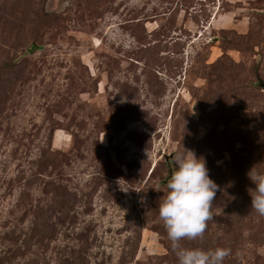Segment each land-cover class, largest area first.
<instances>
[{
  "label": "rangeland",
  "instance_id": "rangeland-1",
  "mask_svg": "<svg viewBox=\"0 0 264 264\" xmlns=\"http://www.w3.org/2000/svg\"><path fill=\"white\" fill-rule=\"evenodd\" d=\"M185 150L219 190L180 243L264 264V0H0V264H177Z\"/></svg>",
  "mask_w": 264,
  "mask_h": 264
},
{
  "label": "clouds",
  "instance_id": "clouds-1",
  "mask_svg": "<svg viewBox=\"0 0 264 264\" xmlns=\"http://www.w3.org/2000/svg\"><path fill=\"white\" fill-rule=\"evenodd\" d=\"M173 170L166 184V193L158 206L177 264H223L230 250L217 247L211 250L184 247L182 240L201 238L210 220V209L219 190L210 178L206 160L193 151L185 150L173 156ZM255 185L249 190L251 208L264 216V169L252 167L247 172ZM123 222V213L121 215Z\"/></svg>",
  "mask_w": 264,
  "mask_h": 264
}]
</instances>
